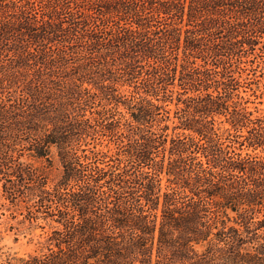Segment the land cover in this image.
Here are the masks:
<instances>
[{
    "label": "trees",
    "instance_id": "obj_1",
    "mask_svg": "<svg viewBox=\"0 0 264 264\" xmlns=\"http://www.w3.org/2000/svg\"><path fill=\"white\" fill-rule=\"evenodd\" d=\"M249 91L264 0H0V181L48 226L0 264H264Z\"/></svg>",
    "mask_w": 264,
    "mask_h": 264
},
{
    "label": "rangeland",
    "instance_id": "obj_2",
    "mask_svg": "<svg viewBox=\"0 0 264 264\" xmlns=\"http://www.w3.org/2000/svg\"><path fill=\"white\" fill-rule=\"evenodd\" d=\"M260 93V91H258ZM250 97L248 105L251 108L264 109V94L251 95V91L243 92ZM33 164L45 172L50 186L54 185L62 172V164L55 149L51 154V161L46 158H29ZM25 202H11L5 195L2 181H0V262L6 261L10 255L26 254L41 250L44 247L43 219L29 221L26 217Z\"/></svg>",
    "mask_w": 264,
    "mask_h": 264
}]
</instances>
